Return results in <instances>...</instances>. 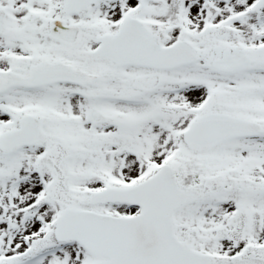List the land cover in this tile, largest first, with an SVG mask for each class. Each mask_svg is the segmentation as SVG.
<instances>
[{
	"label": "snow or ice",
	"instance_id": "1",
	"mask_svg": "<svg viewBox=\"0 0 264 264\" xmlns=\"http://www.w3.org/2000/svg\"><path fill=\"white\" fill-rule=\"evenodd\" d=\"M0 264H264V0H0Z\"/></svg>",
	"mask_w": 264,
	"mask_h": 264
}]
</instances>
